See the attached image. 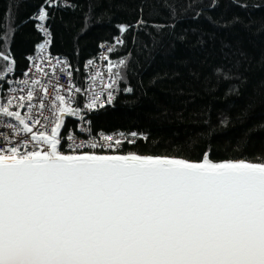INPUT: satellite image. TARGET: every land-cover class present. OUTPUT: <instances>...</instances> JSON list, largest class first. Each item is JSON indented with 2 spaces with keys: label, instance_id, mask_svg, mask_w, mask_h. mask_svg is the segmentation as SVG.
<instances>
[{
  "label": "snow or ice",
  "instance_id": "1",
  "mask_svg": "<svg viewBox=\"0 0 264 264\" xmlns=\"http://www.w3.org/2000/svg\"><path fill=\"white\" fill-rule=\"evenodd\" d=\"M77 6L40 0L28 20L44 38L19 73L12 7L0 17V264H264V153L216 160L206 146L195 159L161 154L148 150L143 130L105 131L86 119L117 92L133 93L124 83L131 52L110 53L142 20L117 24L111 42L98 45L100 56L83 64L87 86L68 87V96L57 82L49 95V73L71 80L80 69L48 51L47 21ZM66 114L78 118L75 129Z\"/></svg>",
  "mask_w": 264,
  "mask_h": 264
},
{
  "label": "trees",
  "instance_id": "2",
  "mask_svg": "<svg viewBox=\"0 0 264 264\" xmlns=\"http://www.w3.org/2000/svg\"><path fill=\"white\" fill-rule=\"evenodd\" d=\"M39 2L0 0V17L11 6L16 22L11 51L17 73L29 64L25 57L35 53V43L43 40L35 22L28 20ZM69 2L78 6L55 9L47 21L49 49L79 67V73L73 72L77 87L87 85L83 64L97 57L102 41L111 42L118 34L115 26L143 21L124 34L122 47L110 53L115 59L131 52L124 83L131 84L133 93L119 91L111 105L95 111V117L88 114L93 127L143 130L149 134V151L189 159L206 146L216 160H251L264 153V6H254L264 0ZM90 3L96 5L92 13ZM6 26L0 20V27ZM225 118L227 123L222 124ZM76 120L65 115L69 128H76ZM179 145L195 146L178 153Z\"/></svg>",
  "mask_w": 264,
  "mask_h": 264
},
{
  "label": "built area",
  "instance_id": "3",
  "mask_svg": "<svg viewBox=\"0 0 264 264\" xmlns=\"http://www.w3.org/2000/svg\"><path fill=\"white\" fill-rule=\"evenodd\" d=\"M42 34V33H41ZM43 35V34H42ZM44 38V37H43ZM52 40V38H51V36H50V41ZM48 51L51 53V51H50V49H49V47H48ZM101 51H102V49H100L99 50V52H98V55H97V57H99L100 56V53H101ZM31 55H35V53H33V54H31ZM52 55V54H51ZM53 57H55L54 55H52ZM69 61V60H68ZM94 63H95V66L96 67H98L100 70H101V72L102 73H105V75H106V69L103 67V64H104V62L102 61V60H100V59H96L95 61H94ZM49 76H50V79H51V83H49L47 80L45 81V83L47 84V86H48V89H49V95L54 99L55 98V83H57V82H59L62 86H63V89L60 91V94H62V95H68V96H71L72 94L71 93H68L67 91H66V89L68 88V87H71V86H73V85H75V87H77L76 86V84H75V80H73V76H72V78H71V80H70V78L67 76V73L65 72V71H62V70H57V72L55 73V74H52V73H49ZM87 85H88V81H87ZM86 85V86H87ZM118 93V92H117ZM83 95V93H81V96ZM117 95V94H116ZM79 98L80 97H77V100H79ZM114 101V100H113ZM45 104L46 105H49L50 104V101L49 100H45ZM106 105H108V104H105L104 105V107L106 106ZM73 106H77L76 105V103L75 102H73ZM103 107V108H104ZM102 109V108H101ZM97 110H99V109H97ZM23 111H26V109H24ZM96 110H94V112H95ZM46 116L47 115H49V112H45L44 113ZM88 114H90V113H88ZM77 120H76V123L78 122V118H76ZM86 119H87V117H86ZM0 123H2V121H0ZM76 135H77V138L78 139H82V138H86V137H82V136H80V133L77 131L76 132Z\"/></svg>",
  "mask_w": 264,
  "mask_h": 264
},
{
  "label": "rangeland",
  "instance_id": "4",
  "mask_svg": "<svg viewBox=\"0 0 264 264\" xmlns=\"http://www.w3.org/2000/svg\"><path fill=\"white\" fill-rule=\"evenodd\" d=\"M66 115H69V114H66Z\"/></svg>",
  "mask_w": 264,
  "mask_h": 264
}]
</instances>
